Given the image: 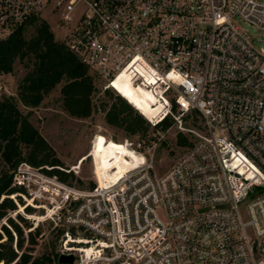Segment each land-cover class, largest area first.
Here are the masks:
<instances>
[{
  "label": "built area",
  "instance_id": "obj_1",
  "mask_svg": "<svg viewBox=\"0 0 264 264\" xmlns=\"http://www.w3.org/2000/svg\"><path fill=\"white\" fill-rule=\"evenodd\" d=\"M45 13L104 91L120 95L132 65L157 79L168 112L153 127L176 117L173 99L203 120L163 175L147 154L118 176L95 170L88 189L42 172L62 226L57 264H264V47L248 29L264 38V0H0V35Z\"/></svg>",
  "mask_w": 264,
  "mask_h": 264
},
{
  "label": "trees",
  "instance_id": "obj_2",
  "mask_svg": "<svg viewBox=\"0 0 264 264\" xmlns=\"http://www.w3.org/2000/svg\"><path fill=\"white\" fill-rule=\"evenodd\" d=\"M28 25L35 29L30 37L24 32ZM17 60L29 61L26 64L29 70L19 82L17 92L25 106H39L61 85L63 108L67 112L80 119L93 114V96L97 90L94 76L78 55L56 39L46 20L34 16L26 24L15 27L10 34L0 37V72L12 73ZM124 80L125 77L121 81ZM135 86L138 88L137 84ZM155 87L139 94L137 103L127 97L122 88L119 89L120 95L106 90L107 95L115 97L106 111L107 124L144 140L153 127L149 120L157 122L168 112L164 96H159ZM173 111H178L174 99ZM173 123L174 119L167 116L153 128L166 129ZM179 143L192 145L181 133ZM0 160V264H57L56 250L41 256L32 253L38 243L40 228L30 229L32 225L21 215L23 210L31 213L32 208L25 206L22 197L26 189L15 183V176L25 164L67 183L75 178V174L64 169L63 161L30 121L29 115L20 108L17 98L6 94L0 98ZM18 205L21 207L16 212ZM10 212L16 213L10 216ZM28 217L37 221L43 219V216L34 214H28Z\"/></svg>",
  "mask_w": 264,
  "mask_h": 264
},
{
  "label": "rangeland",
  "instance_id": "obj_3",
  "mask_svg": "<svg viewBox=\"0 0 264 264\" xmlns=\"http://www.w3.org/2000/svg\"><path fill=\"white\" fill-rule=\"evenodd\" d=\"M44 15L46 19L42 17L40 19H44L50 24L56 39L59 40L61 33L55 25V18L48 13ZM245 26L247 27V25ZM248 29L255 37L256 45L264 47V38L254 28L249 26ZM34 30L33 25H28L24 32L26 36L30 37L34 34ZM5 36L4 34L0 35V37ZM28 63V60H17L11 75L3 77V74H0V85L4 89V84L6 85V95H14L18 92L19 82L29 70L26 65ZM90 72L94 76L97 86L93 96L95 109L93 114L85 119L76 118L63 108L61 85L50 92L36 107L25 106L19 97L15 96L23 112L29 115L30 121L39 129L48 144L55 149L58 157L64 163V169L74 172L75 178L70 179L69 184L80 189H88L96 182L95 172L103 180L117 169L116 176H118L128 168L140 163L144 159L141 154H147L149 158H153L155 172L158 175H163L190 147L179 143V134H183L192 144L198 141L203 134L201 115L194 110L182 114L181 107L177 112H174L176 117L171 115L174 119L171 126L166 129L150 128L148 136L144 140H140L138 136L129 135L120 128L108 125L105 115L110 104L115 101V97L107 95L106 90H103L102 81L94 71ZM137 76L145 77V84L148 88L156 86L157 82L149 73L137 72L127 75L124 82L115 83L118 91L122 88L127 97L136 103L138 102L137 96L146 92L145 88L135 86L134 80ZM112 92L118 94L114 90ZM173 97L168 96V98ZM101 137L103 141H101ZM0 164H2L1 160ZM20 168L17 180L26 189L22 200L25 206L32 208L31 213L23 210L21 215L27 218L29 224L32 225L30 229L40 228V234L37 237L38 243L33 247L32 253L34 256H41L55 252V250L57 252L62 226L56 223L57 207L54 201L56 195L52 193V188L42 184L40 174L43 173L41 171H35L26 165H22ZM13 197L16 198V195ZM18 206L16 212H19L21 207V205ZM16 212H10L9 215L12 216ZM28 214L40 215L43 216V219L37 221L29 218Z\"/></svg>",
  "mask_w": 264,
  "mask_h": 264
},
{
  "label": "bare ground",
  "instance_id": "obj_4",
  "mask_svg": "<svg viewBox=\"0 0 264 264\" xmlns=\"http://www.w3.org/2000/svg\"><path fill=\"white\" fill-rule=\"evenodd\" d=\"M133 72H137V73H147L142 67H138L136 65H132L130 68H128L119 78L115 83H118L122 80V78H126L127 75L132 74ZM150 74V73H149ZM153 77V76H152ZM154 78V77H153ZM154 80L156 81L157 79L154 78Z\"/></svg>",
  "mask_w": 264,
  "mask_h": 264
},
{
  "label": "water",
  "instance_id": "obj_5",
  "mask_svg": "<svg viewBox=\"0 0 264 264\" xmlns=\"http://www.w3.org/2000/svg\"><path fill=\"white\" fill-rule=\"evenodd\" d=\"M74 258L75 257L73 254H61L59 257V263H61V264L73 263Z\"/></svg>",
  "mask_w": 264,
  "mask_h": 264
},
{
  "label": "crops",
  "instance_id": "obj_6",
  "mask_svg": "<svg viewBox=\"0 0 264 264\" xmlns=\"http://www.w3.org/2000/svg\"><path fill=\"white\" fill-rule=\"evenodd\" d=\"M0 74H3V77H8L9 75H11L12 73H0ZM4 86H5V89H6V85L4 84ZM17 91H18V89H17ZM10 95V94H9ZM12 96H18L17 95V92H16V94H14V95H12Z\"/></svg>",
  "mask_w": 264,
  "mask_h": 264
},
{
  "label": "snow or ice",
  "instance_id": "obj_7",
  "mask_svg": "<svg viewBox=\"0 0 264 264\" xmlns=\"http://www.w3.org/2000/svg\"><path fill=\"white\" fill-rule=\"evenodd\" d=\"M137 59H139V58H137ZM100 139H101V141H103V138L102 137Z\"/></svg>",
  "mask_w": 264,
  "mask_h": 264
}]
</instances>
